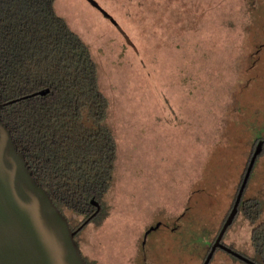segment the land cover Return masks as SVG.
Wrapping results in <instances>:
<instances>
[{
  "label": "rangeland",
  "instance_id": "374dc122",
  "mask_svg": "<svg viewBox=\"0 0 264 264\" xmlns=\"http://www.w3.org/2000/svg\"><path fill=\"white\" fill-rule=\"evenodd\" d=\"M95 1L132 45L85 0H56L99 64L117 144L108 217L80 234L84 254L204 264L264 142V0ZM247 187L264 205V152ZM237 219L224 243L250 256ZM211 264L244 263L218 251Z\"/></svg>",
  "mask_w": 264,
  "mask_h": 264
},
{
  "label": "trees",
  "instance_id": "16d2710c",
  "mask_svg": "<svg viewBox=\"0 0 264 264\" xmlns=\"http://www.w3.org/2000/svg\"><path fill=\"white\" fill-rule=\"evenodd\" d=\"M56 5V0H0V104L17 100L0 113L36 181L72 230L80 229L76 239L84 254L80 234L108 217L117 144L107 123L110 104L101 89L99 64ZM46 90L47 95H36ZM93 200L101 206L95 216ZM263 206L243 196L227 230L239 216L246 218L252 249L246 258L255 264H264Z\"/></svg>",
  "mask_w": 264,
  "mask_h": 264
},
{
  "label": "water",
  "instance_id": "95a60500",
  "mask_svg": "<svg viewBox=\"0 0 264 264\" xmlns=\"http://www.w3.org/2000/svg\"><path fill=\"white\" fill-rule=\"evenodd\" d=\"M110 21L131 44L127 34L95 0H85ZM132 45V44H131ZM49 91L36 95L45 96ZM34 95V96H36ZM17 100L0 104V110ZM262 152L260 144L252 156L239 188L235 203L204 264H210L221 249L244 264H255L222 244L233 224L256 160ZM99 213L101 206L91 201ZM54 204L49 193L33 176L31 167L17 146L0 113V264H88L76 239L77 233Z\"/></svg>",
  "mask_w": 264,
  "mask_h": 264
},
{
  "label": "flooded vegetation",
  "instance_id": "af4514ba",
  "mask_svg": "<svg viewBox=\"0 0 264 264\" xmlns=\"http://www.w3.org/2000/svg\"><path fill=\"white\" fill-rule=\"evenodd\" d=\"M260 144V143H259ZM252 158V157H251ZM222 229V228H221ZM221 231V230H220ZM176 233H180L179 230L175 231ZM220 233V232H219ZM227 233V232H226ZM78 234V233H77ZM219 235V234H218ZM225 237V236H224ZM217 238V237H216ZM216 240V239H215ZM222 244L225 245L226 247H228L225 243H224V238H223V241H222ZM229 248V247H228ZM217 251H222L224 253H226L225 251L221 250V249H218ZM227 254V253H226ZM229 255V254H228ZM231 256V255H229ZM232 257V256H231ZM243 263V262H242Z\"/></svg>",
  "mask_w": 264,
  "mask_h": 264
}]
</instances>
